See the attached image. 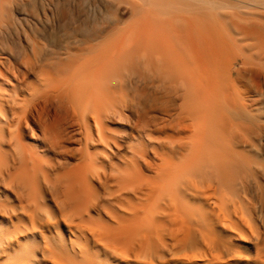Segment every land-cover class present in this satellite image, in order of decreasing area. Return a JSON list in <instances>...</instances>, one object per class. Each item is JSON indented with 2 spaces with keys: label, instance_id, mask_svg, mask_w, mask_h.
<instances>
[{
  "label": "bare ground",
  "instance_id": "1",
  "mask_svg": "<svg viewBox=\"0 0 264 264\" xmlns=\"http://www.w3.org/2000/svg\"><path fill=\"white\" fill-rule=\"evenodd\" d=\"M0 264H264V0H0Z\"/></svg>",
  "mask_w": 264,
  "mask_h": 264
}]
</instances>
